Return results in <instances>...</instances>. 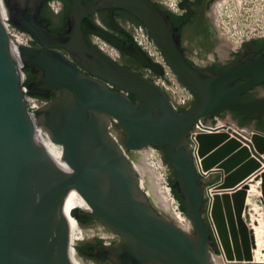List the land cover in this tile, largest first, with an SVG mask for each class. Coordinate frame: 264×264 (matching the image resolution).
Instances as JSON below:
<instances>
[{
  "label": "water",
  "instance_id": "water-1",
  "mask_svg": "<svg viewBox=\"0 0 264 264\" xmlns=\"http://www.w3.org/2000/svg\"><path fill=\"white\" fill-rule=\"evenodd\" d=\"M40 1L0 0V264H76L67 200L85 209L78 220L98 221L118 237L111 245L94 247L91 256L97 261L214 264L215 240L204 220L205 183L189 148L190 131L203 118L225 111L253 121L264 116V97L241 98L264 82V52L242 55L215 72L202 67L194 54L186 57L177 27L155 4L163 6L160 0H71L65 28L56 33L39 18ZM25 2L32 3V13ZM50 6L58 7L54 1ZM103 10L111 20L115 10L128 12L145 27L178 83L191 93L188 109L179 112L151 79L90 44L87 34L98 36L162 76L161 67L132 38L126 45L89 20L83 28L85 19ZM3 20L29 33L37 46H15ZM21 68L37 73L36 80L24 85ZM55 93L30 113L27 95ZM112 121L125 135L124 146L109 130ZM240 128L255 133L251 142L222 131L197 138L202 169L221 168L224 176L211 174L218 175L222 188L242 182L247 187L245 180L264 165V131L255 124ZM147 146L165 150L175 174L171 189L181 195L194 233L167 219L140 188L126 150ZM259 178L264 193V172L252 181ZM231 195H216L211 215L225 256L232 259L230 234L241 259L233 219L241 213L245 189Z\"/></svg>",
  "mask_w": 264,
  "mask_h": 264
},
{
  "label": "rangeland",
  "instance_id": "rangeland-1",
  "mask_svg": "<svg viewBox=\"0 0 264 264\" xmlns=\"http://www.w3.org/2000/svg\"><path fill=\"white\" fill-rule=\"evenodd\" d=\"M162 4L166 9H169L166 4L164 3ZM217 16H218V23H219L220 31L223 32V35L227 37L229 41L231 40L234 41V42L232 41L231 42L235 43V45H239L242 42H248L250 40L264 39V0H218ZM123 25L125 29L131 34V37L140 36L136 33L134 29L138 27L139 24L134 22V20L128 19L123 23ZM90 38L92 41L90 42L91 44H93V46L101 47L107 54L109 53L120 64L129 63L128 60L123 59L122 52L118 51L117 49L112 48L111 45L109 44L107 45L104 41L96 38L93 35H91ZM32 42L34 43L33 40ZM32 42H29L30 46H35L32 44ZM143 45H145L148 49L152 50V52L154 53L152 57L153 60H156L157 62H160L161 64H165L164 60L159 55L160 52L158 51V53H155L153 42L150 48H149L148 42H144ZM200 61L203 62L202 59H200ZM24 69H27V68H21L22 76H23V84L25 85L24 82L27 78V74L24 72ZM133 71L153 80L154 82L158 81L159 75H154L153 72L144 69V67H142L140 64H138L135 67V70ZM165 77L167 78L166 80H164V83H165L164 85L168 89V90L166 89L165 90L168 92L167 94L171 98V100H176L177 102L178 96L170 92L171 91L170 89L176 88V83L172 82L168 78V76H165ZM123 93L126 94V92H123ZM28 97H31L32 100L36 101L40 107L49 102V101H44L41 98H37L34 95H28ZM26 103L28 107L29 104L27 101ZM176 104L178 105V103H175V105ZM215 117H219L220 120L228 121L232 124H237V126H239L238 124L239 119L235 117V114H233V116L231 117L227 113H222L220 115H216ZM205 122H208V120H205ZM261 123L262 125L264 124L263 118L261 120ZM252 124H255L257 127L259 126L258 120L256 121L250 120L244 126H239V127L251 126ZM109 130L113 134V136H115V138L118 140V142L122 146H124L125 135L114 121H112ZM240 130H243L244 135L251 136V137L255 135V133L250 129H240ZM221 131L224 132V130H222L221 128L211 129L210 127H207L205 133H217ZM227 133L232 137L231 135L232 131H228ZM237 135H239L240 138H242L241 133ZM233 136H234V133H233ZM243 139L246 140L245 137H243ZM126 154L129 156L130 160L133 161V163L135 164V171L137 173V176L139 180H141L143 183L142 190L144 192L149 193L151 190L149 187L151 180L155 179L154 176L159 175L161 177V181L163 185L167 186L170 189L171 196L175 200V205H177L179 211H181L182 214L185 215L184 211L180 207L179 201L175 198L171 190V186L169 183L175 174L171 166L165 163L164 158H163L164 154H163L162 148H158L154 146H147L140 150H126ZM154 154L157 156V158H159L161 164L158 163L159 164L158 165L155 163V159L152 158V155ZM261 165L262 166L256 172H254L248 177V182L246 183L247 187L243 188L241 186L244 184L243 182L235 185L234 187H231V188H236V186L240 185L241 187L239 186L237 189H245L242 210H241V213L239 212L240 214L238 218H237L238 215L236 216L235 214L233 199H231V203H232L231 205L234 211L233 214H235L234 216L235 219H233V221L235 224L234 227L236 231V237L241 247V252H239V256L242 255L241 259L236 258L238 255L234 251V246H233L232 238L230 234H229V237H230V247H231V252H232L231 253L232 259H228L225 256L223 244L221 243L215 222L211 215L212 204H210L208 202V199L204 196V203H205L204 220L210 228V232L213 235V238L215 240V249H217V251H215L214 249L211 250L212 256L213 257L215 256L214 259H217L214 264H264V233H262L264 232V193L260 185L261 183L260 178L256 182L252 181L256 175H261L262 172H264L263 163ZM199 170L204 175L210 174L208 177H201L203 182L205 183L204 190L207 185L213 184L219 181L218 175L211 174L212 172L218 171L221 173V175L223 176L225 175L224 171L221 170V168H216V167L211 168L209 171H204L202 169V165H200ZM231 188H222L220 187V185H217V184L212 186L207 191L208 195L211 197V202H213L214 197L216 195H221L222 193H225V192H228L231 195L234 192L233 190V192L231 193L230 191ZM147 197L152 203V205L161 214H163V212L159 209L158 206H156V204L151 199L150 194H148ZM75 210L79 211V209H74L73 211ZM73 211H71L72 216H73L72 214ZM78 223L84 231L85 238L84 240L79 241L74 244L75 260L79 264H113V262L109 260L97 261V260L90 259L86 257L84 254H82L79 251V249L82 245L87 244V243H101L103 245H111L117 241L118 237L113 235L109 229L101 226L98 221L91 220L87 222L86 224H83V223H80V221L78 220ZM239 224H241L242 228L239 226ZM187 230L189 233H194V228L192 224L189 223V227ZM247 234H248V240H247ZM248 241H249V251L246 248V244H245Z\"/></svg>",
  "mask_w": 264,
  "mask_h": 264
},
{
  "label": "flooded vegetation",
  "instance_id": "flooded-vegetation-1",
  "mask_svg": "<svg viewBox=\"0 0 264 264\" xmlns=\"http://www.w3.org/2000/svg\"><path fill=\"white\" fill-rule=\"evenodd\" d=\"M52 1L57 3L58 7L56 10L50 6ZM81 1L85 4L90 0ZM25 4L29 6L28 12L32 13V3L25 2ZM70 4L71 0H41L39 5V18L44 20L51 32H62L65 28L64 18H67ZM217 6L218 0H174V5L170 9H166L162 6L169 12L170 20L177 27V32L180 36L181 45L186 57L190 60L189 55L194 54L197 59L200 58L203 60L200 64L202 67L215 72L227 69L242 55H246L247 57L258 56L264 52V39L250 40L248 42H242L239 45H235V43L229 41L227 37L223 35V32L220 31ZM133 18L134 16L128 12L115 10L113 12L112 23L108 11L103 10L85 19L83 28L85 27V22L89 20L118 40L125 42L127 45L131 34L125 29L123 23L128 19L133 20ZM90 37L91 34H87V40L89 42L91 41ZM33 45L37 46L35 43H33ZM122 57L128 60L132 65L129 63L121 65L130 70H135V67L138 65L135 59L123 53ZM191 63L197 65L193 61H191ZM33 74L37 75V73ZM237 82H241V80ZM263 97L264 82L241 96L242 100L245 101ZM234 112L235 111H225V113L231 117ZM262 118L264 119V116L259 118L258 121L260 122ZM79 221L80 223L86 224L89 222V219L84 218ZM99 245L103 244H84L80 247L81 253L90 259L96 260L91 254L94 252V247Z\"/></svg>",
  "mask_w": 264,
  "mask_h": 264
},
{
  "label": "built area",
  "instance_id": "built-area-1",
  "mask_svg": "<svg viewBox=\"0 0 264 264\" xmlns=\"http://www.w3.org/2000/svg\"><path fill=\"white\" fill-rule=\"evenodd\" d=\"M162 3L166 4L168 6V8L170 9L173 5H174V0H161ZM4 21V24H5V27L7 29V32H8V35L10 38H14L13 41L15 45L17 44H20V46H29L30 47V44L29 42H32V38L29 36L28 33L24 32V31H21L19 30L18 28H16L15 26H13L8 20H3ZM136 33L140 36H133L132 39L133 41L137 44V46L142 49V51H144L147 56L151 59V61L155 64H158L161 69H162V76L159 75V78H158V81L157 82H153L158 86L160 87L166 94L168 93L166 90L167 87L164 85V80H166L167 77L165 76H168V78L176 83V88L175 89H170L172 93L176 94L178 96V100L176 102V100H171V98L168 96L171 104L173 105V107L176 109V110H179V109H182V110H186L188 109L190 103H191V100H192V95L191 93L185 89L184 87H182L178 81H177V78L175 75H173L171 73V71L168 69V66H166V63L165 64H161L160 62H157L156 60H153L152 57H153V52L151 49H148L145 45H143L144 42H148L149 44V48L150 46L152 45V42L149 38V35L148 33L145 31L144 27L142 25L139 24L138 27L134 28ZM94 36V35H93ZM102 41H104L103 39H101L100 37H96ZM232 41V40H231ZM107 45L108 43L106 41H104ZM143 42V43H142ZM234 42V41H232ZM33 44V42H32ZM93 45V44H92ZM110 45V44H109ZM112 46V45H111ZM96 47V46H95ZM96 48H98L99 50L105 52L101 47L97 46ZM112 48L116 49L115 47L112 46ZM154 50H155V53H158V50L154 47ZM106 53V52H105ZM109 54V53H108ZM160 57L164 60L163 56L161 55V53H159ZM110 56V55H109ZM112 57V56H111ZM165 62V60H164ZM154 75H158V74H155L153 73ZM170 81V82H171ZM164 87V89H163ZM166 89V90H165ZM37 98H41L42 100L44 101H47L46 98H43V97H40V96H36ZM26 101L28 102L29 106H28V110L30 111V113H34L35 111H37L38 109H40L41 107H43L44 105H42L41 107L37 104L36 101L32 100L31 97H28V95L26 96ZM174 101V102H173ZM45 103V102H44ZM175 103H178V105L176 106ZM47 104V103H46ZM36 107V108H34ZM35 109V111H34ZM205 120H208V122H205ZM207 127H210L211 129H218V128H221L222 130L224 131H228V130H232L235 128L237 130H240L241 128L239 126H237V124H232L228 121H223V120H220L219 117H214L212 119H208V118H204L202 119L191 131H190V135H191V143H189V148L192 152V155H193V159H194V164H195V167L199 173V175L201 177H208L209 175H204L202 172H200L199 170V166L201 165V158L199 157V143H198V136L201 134V133H205L206 132V129ZM152 158L155 159V163L156 164H161L159 158H157V156L154 154L152 155ZM158 164V165H159ZM161 166V165H160ZM217 182L213 183V184H209L205 187V190H204V196L208 199V202L210 204H212L211 202V197L208 195V189H210L212 186L216 185ZM211 206V205H210ZM74 209H81V208H72L70 211H69V215H70V221L71 223H74L76 226H80L79 223H78V220L75 216H72L71 215V211H73ZM81 228V226H80ZM82 229V228H81ZM83 231V229H82ZM85 238V234H84V231L80 233V237L79 238H73L72 235H71V245H72V251H73V258H74V261H75V249H74V244L79 242V241H82L84 240ZM77 262V261H75ZM78 263V262H77ZM79 264V263H78Z\"/></svg>",
  "mask_w": 264,
  "mask_h": 264
},
{
  "label": "bare ground",
  "instance_id": "bare-ground-1",
  "mask_svg": "<svg viewBox=\"0 0 264 264\" xmlns=\"http://www.w3.org/2000/svg\"><path fill=\"white\" fill-rule=\"evenodd\" d=\"M140 25H142V24H140ZM144 29H145V27H144ZM29 36L32 38V36L30 34H29ZM95 37H97V36H95ZM149 38H150V36H149ZM150 40H151V38H150ZM153 45L160 52V50L156 47V45L154 44V42H153ZM15 46H20V44H17ZM105 54H107V53H105ZM107 55H110V54H107ZM110 57H111V55H110ZM165 63H166V61H165ZM166 66H168V69L171 71V73L173 75H175L167 63H166ZM123 92H125V91H123ZM213 117H215V116H213ZM228 131H232V130H228ZM228 131H224V132H228ZM233 133H235L236 135L239 134V133H241L242 134V139H243V137H245V139H246V140L243 139L244 141L251 142V138L252 137L251 136L244 135L243 130H237V129L234 128L231 135H233ZM238 137H240V136L238 135ZM244 141H242V145H245V142ZM134 166H135V164H134ZM154 178L155 179L151 180V182H150V186L149 187H150L151 190H150L149 193L148 192H145L146 195L150 194L151 199L153 200V202L156 204V206L159 207V209L163 212L164 216L167 219H169L170 221H172L175 225H177L179 228H181L185 232H188L187 229L189 227V223L191 224V222L189 221V219L185 215L182 214L181 211H179L178 206L175 205L174 198L171 196L170 189L167 186L163 185V183L161 181V177L159 175H156V176H154ZM247 182H248V178L245 180V183H247ZM139 183H140V188L142 189L143 188L142 181L139 180ZM239 186H236V188H231L230 189L231 193L233 192V190L237 189ZM72 208H76V203L67 200V203H66V209H67V211L69 212ZM81 209L85 210L84 208H81ZM81 232H83V231L80 229L79 226H76L74 223H71V235H72L73 238H79ZM259 233H260V231H259ZM262 233H264V232H262ZM261 235H263V234H261ZM257 238H259V237H257ZM257 245H259V244H257ZM214 257L212 256L213 263H215V261L217 260V259H214ZM75 263L78 264L77 262H75Z\"/></svg>",
  "mask_w": 264,
  "mask_h": 264
},
{
  "label": "trees",
  "instance_id": "trees-1",
  "mask_svg": "<svg viewBox=\"0 0 264 264\" xmlns=\"http://www.w3.org/2000/svg\"><path fill=\"white\" fill-rule=\"evenodd\" d=\"M155 3V2H154ZM159 8H161L168 16H169V12L166 10V9H164L161 5H159V4H157V3H155ZM170 17V16H169ZM133 20H134V22H136V23H138V24H141L135 17L133 18ZM66 22V17L64 18V23ZM129 38H131V37H129ZM191 63V62H190ZM192 64V63H191ZM24 72L27 74V78H26V80H25V85L26 84H28L30 81H33V80H35V78H36V74H33L29 69H24ZM129 96V98L134 102V103H136V97L135 96H133V95H128ZM56 97V94H53V95H51L50 97H48V98H46V100L47 101H51V100H53L54 98ZM179 112H181V111H183L182 109H179L178 110ZM234 114H235V117H237L238 119H239V126H244L247 122H249L250 120H247L246 118H244V117H242L241 115H239L237 112H234ZM258 124H259V126H258V128L260 129V130H262V131H264V124L262 125V123H261V121L259 122L258 121ZM162 151H163V154H164V161H165V163H167V164H169L168 163V160H167V157H166V155H165V150L164 149H162ZM175 176V175H174ZM173 182H174V177L170 180V186L173 184ZM172 190V192H173V195L175 196V198L179 201V204H180V207H181V209L183 210V200H182V198H181V195L178 193V192H176V190L175 189H171ZM79 211L78 210H75V211H73L72 212V214H73V216H75L76 217V215H77V213H78ZM89 221H90V219H89ZM206 223V222H205ZM206 226H207V228L209 229V231H210V228H209V226H208V224L206 223ZM79 251L81 252V250L79 249ZM215 251H217V249H215Z\"/></svg>",
  "mask_w": 264,
  "mask_h": 264
}]
</instances>
